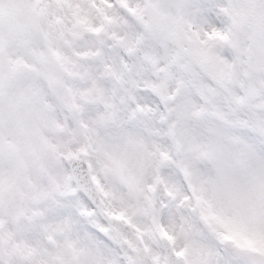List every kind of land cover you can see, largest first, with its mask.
<instances>
[{"label":"clouds","instance_id":"9594fccd","mask_svg":"<svg viewBox=\"0 0 264 264\" xmlns=\"http://www.w3.org/2000/svg\"><path fill=\"white\" fill-rule=\"evenodd\" d=\"M0 264H264V0H0Z\"/></svg>","mask_w":264,"mask_h":264}]
</instances>
